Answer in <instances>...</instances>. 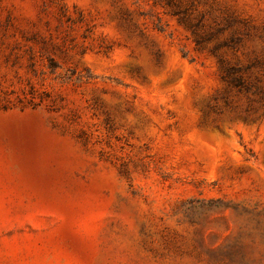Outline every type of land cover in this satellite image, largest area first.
Instances as JSON below:
<instances>
[{
    "label": "rangeland",
    "instance_id": "obj_1",
    "mask_svg": "<svg viewBox=\"0 0 264 264\" xmlns=\"http://www.w3.org/2000/svg\"><path fill=\"white\" fill-rule=\"evenodd\" d=\"M0 264H264V0H0Z\"/></svg>",
    "mask_w": 264,
    "mask_h": 264
},
{
    "label": "trees",
    "instance_id": "obj_2",
    "mask_svg": "<svg viewBox=\"0 0 264 264\" xmlns=\"http://www.w3.org/2000/svg\"><path fill=\"white\" fill-rule=\"evenodd\" d=\"M232 80L234 81V79H230V82H232Z\"/></svg>",
    "mask_w": 264,
    "mask_h": 264
}]
</instances>
